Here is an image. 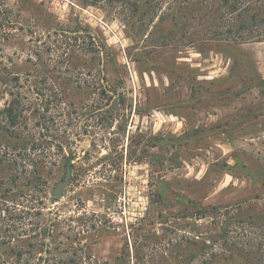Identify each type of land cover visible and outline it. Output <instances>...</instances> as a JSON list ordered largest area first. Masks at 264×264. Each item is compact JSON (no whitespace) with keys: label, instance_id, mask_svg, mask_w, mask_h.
Here are the masks:
<instances>
[{"label":"rangeland","instance_id":"obj_1","mask_svg":"<svg viewBox=\"0 0 264 264\" xmlns=\"http://www.w3.org/2000/svg\"><path fill=\"white\" fill-rule=\"evenodd\" d=\"M173 1L150 12L146 23H137L127 20L121 3L109 5L108 0L88 7L80 0H0V144L5 145L0 155L15 144L2 115L12 99L10 91L20 93L27 108L40 103L32 84L40 87L39 79L27 75L41 63L38 55L53 59L54 67L61 60L55 52H46L58 38L52 29L57 25L72 45L80 27L82 39L88 31L106 43L122 69L117 72L112 66L109 76L126 99L123 107L116 95L109 101L98 93L80 94L71 100L73 107H53L48 116L56 117L58 125L49 123V142L42 151L44 175L49 172L46 186L20 190L13 178L20 187L26 185L31 162L19 158L15 164L12 151L7 158L0 156V190L9 191L5 199L0 197V242L14 246L32 234L37 213L42 211L47 220L58 212L61 238L55 248L60 257L77 255L83 264H113L128 242L130 263L150 264L152 257L157 261L168 252V240L177 243L209 224L210 218L174 217L189 202L241 207L246 218L264 214V42L192 44L191 38L204 32L189 26L178 30L174 18L167 19L171 12L177 15ZM170 35L171 44L163 45ZM84 45L75 52L62 49L60 53L73 55V64L64 65L54 78L70 77L81 86L92 82L95 71L88 68L93 63ZM99 80L106 84L102 75ZM95 106H117L116 120L99 124L89 113ZM24 114L28 121L19 126L21 135L41 136L31 112ZM65 155L75 157L73 176L63 197L54 202L53 191L66 174ZM160 193L161 203L156 202ZM160 213L167 216L165 223ZM148 214L147 234L165 236L166 242L145 247L142 262L136 259L132 233ZM82 215L93 221L79 225L76 219ZM101 223L107 233L94 235L93 226ZM87 229L91 234L76 237ZM256 237L257 245L264 243V231ZM41 256L46 257L42 253L38 259Z\"/></svg>","mask_w":264,"mask_h":264},{"label":"trees","instance_id":"obj_2","mask_svg":"<svg viewBox=\"0 0 264 264\" xmlns=\"http://www.w3.org/2000/svg\"><path fill=\"white\" fill-rule=\"evenodd\" d=\"M166 1L108 0V4L121 3L123 9L127 12V20L131 19L137 23H146L150 17V12L156 8H160ZM80 2L82 5L88 7L98 6L102 0H80ZM173 3L176 5L174 12L176 13L177 11V15H171V12L168 14L167 19L170 16L174 18L176 21L175 26L178 30H185L189 26L191 28L196 27L198 31L202 30L204 32L203 36H194L193 34L192 36L194 37L193 39L191 38L192 44L221 43L226 45H243L252 42H264V0H174ZM177 5L179 8H177ZM180 18L184 19V24L182 25L179 24ZM52 29L55 34H58V38L53 42V46L48 47L46 52L50 54L55 52L54 55L61 58V60H58L54 67L52 63L53 59L43 60V57L38 55L41 63H35L34 71L29 72L27 75L29 78L39 79L40 87L37 83L32 84L37 99H41V102L32 104L27 108L22 102V95H19L20 93L18 92L10 91L9 95L12 99L2 111V115L7 125H9L10 137L14 139L15 144L7 146L6 155L4 153L0 156L7 158V151H12L15 153V158H12L15 164H18V160L21 158L24 161H30L29 166L33 167L32 171L28 170L27 172L29 178L26 185L20 187L17 179L13 178V182L16 183L20 190H33L37 187L46 186L49 183L47 179L49 178V172L44 175V169L47 166H45L42 151L46 146L44 144L49 142L45 140L51 132L49 123L52 122L53 127L54 124L58 125L55 121L56 117L48 116L49 114H53L51 110L54 106L58 107L62 104H69V106L73 107L75 103L71 100L78 95L94 96L97 93L102 95L104 100L108 99L109 101L116 95L119 98V105L126 106L125 95L119 92L120 84L112 83L113 81H111L109 76V74L114 73L113 69L111 71L112 66L116 68L117 72H120L122 69L117 65L116 59L106 43L88 31L85 37L88 40L82 39L80 32L84 31L80 27L75 32L78 35L74 38L75 44L72 45L70 37L64 33H58L61 30L60 25ZM61 32L65 31L61 30ZM49 36L51 39L53 35ZM60 36H63L65 39L61 40ZM184 36L186 37V34ZM80 39L84 42L81 43L82 45L79 44ZM172 41V35L165 36L163 38V45H169ZM84 44H86V48ZM83 45L86 52L91 55V62L93 63L88 68L95 71L92 82L88 83L87 86H81L75 79H70V77H65L62 80H59L58 76L54 78L55 72H60V69L64 65L73 64V55H67L64 52L60 53L62 49L67 48L69 51L72 49L75 52L78 49L83 50ZM51 74L53 77H51ZM101 75L105 79L106 84H101L99 80ZM49 79H51V82ZM16 81H20L19 77H16ZM118 111L117 106L105 110L103 107L95 106L89 113L97 118L99 124L110 125L113 120H116V112ZM25 112H31V118L36 120L35 125L42 132L41 136H37L33 132L29 135H21L19 126L28 121V118L24 114ZM3 146L5 145L0 144V154ZM57 146L63 151V144H58ZM2 158H0V165L4 163ZM71 159L74 160L75 157L73 155H65L63 170L67 169V163ZM7 192L9 193V191L3 192L0 190V197L5 199V196L8 194ZM17 196V194L11 195L13 200H17ZM162 198V193L158 194L156 202L161 203ZM52 200L57 202L55 198H52ZM154 203L153 201L152 205ZM234 210L237 211L233 212ZM159 217L164 221L163 223L167 221V216L162 213L159 214ZM174 217L182 220L194 217L199 220L210 218V221L204 227V231L198 230L193 235L187 236L177 243H172V240L166 242L165 236L158 237L150 233L147 234L149 226L146 220L151 218V215H146L144 219L137 223L138 227L136 229L134 225H131L135 229L132 235L135 239L133 248L137 261H144L145 257L141 255V251L145 247L150 249L166 242L170 245L168 252L159 254L157 261L152 257L150 264H264V243H259L258 245L255 243L258 239L256 233L264 231V214L252 215L246 218L241 207L239 209H233L232 207L223 208L220 206L204 207L194 202H189ZM91 219L93 221V218L88 217V215H82L77 217L76 220L82 226L87 225L88 220ZM69 220L72 221V217ZM153 222L154 220L150 221V226L155 223ZM61 223L58 212H55L53 217H49L47 220H45L42 211L37 213L36 221L32 219L31 235L20 238L14 246H7L4 241L0 242V250L3 251L0 252V260L2 261L0 264H8L10 260H12L11 264H83V259L80 258L81 261H79L77 255H74L71 259H65L56 254L58 250L55 247H57V243L61 238ZM180 228L184 229L183 226H180ZM92 230H94L92 232L94 235L102 236L107 233L104 223L94 225ZM175 230V228L172 229V231ZM90 231L89 229L83 230L76 237L86 232L87 234H91ZM172 231L170 230V232ZM141 238L143 241H140ZM71 249L72 247H70ZM73 252L78 254L77 250ZM42 253H45L46 257L41 256L38 259V255ZM4 256L7 259L4 260ZM88 257L90 258V256ZM54 261L55 263H53ZM113 264H131L128 242L125 243L122 254L114 260Z\"/></svg>","mask_w":264,"mask_h":264},{"label":"water","instance_id":"obj_3","mask_svg":"<svg viewBox=\"0 0 264 264\" xmlns=\"http://www.w3.org/2000/svg\"><path fill=\"white\" fill-rule=\"evenodd\" d=\"M72 164H73V160L71 159L67 165L66 174H65L64 179L56 185L53 191V194H52L53 198L61 199L63 197L64 191L69 187L70 181L73 176Z\"/></svg>","mask_w":264,"mask_h":264}]
</instances>
